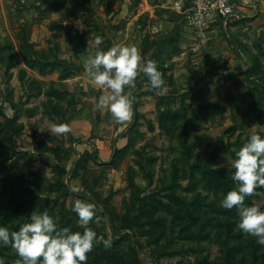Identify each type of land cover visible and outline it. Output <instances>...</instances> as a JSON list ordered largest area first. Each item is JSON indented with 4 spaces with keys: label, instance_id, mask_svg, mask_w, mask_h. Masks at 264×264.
<instances>
[{
    "label": "rangeland",
    "instance_id": "1",
    "mask_svg": "<svg viewBox=\"0 0 264 264\" xmlns=\"http://www.w3.org/2000/svg\"><path fill=\"white\" fill-rule=\"evenodd\" d=\"M81 5L0 0V224L18 229L47 209L60 228L83 232L72 210L80 198L102 218L87 226L107 253L101 264H264V244L238 227L235 206L221 204L238 184L231 161L251 126L264 134V17L204 31L184 16L175 25L153 20L165 34L145 32L143 44L133 31L128 44L157 62L165 91L140 72L125 86L132 118L119 121L97 107L106 89L85 71L95 37L107 35L92 18L83 23ZM141 10L133 0L112 25ZM61 122L71 130L53 131ZM253 203L264 207V185L246 196ZM0 257L19 258L10 245Z\"/></svg>",
    "mask_w": 264,
    "mask_h": 264
},
{
    "label": "clouds",
    "instance_id": "2",
    "mask_svg": "<svg viewBox=\"0 0 264 264\" xmlns=\"http://www.w3.org/2000/svg\"><path fill=\"white\" fill-rule=\"evenodd\" d=\"M103 36L95 37V44L101 45ZM85 71L90 80L106 91L99 95L97 107L108 108L119 121L132 118V100L125 92V86H135L140 72L147 75L151 86L164 94V79L154 59H145L135 44L114 43L110 48L97 47L91 50L85 61ZM258 124L246 142L236 151L231 161L233 179L237 186L229 190L221 201L223 207L238 210V227L255 236L264 244V207L259 204H245L246 196L257 186L264 185V134L256 131ZM262 126V125H261ZM52 130L64 133L71 130L67 122L53 123ZM220 167L222 165H216ZM72 210L78 215V223L84 231H72L69 226L60 228L59 217L47 209L33 210L30 217L18 229L10 230L0 224V245H10L18 254L15 264H85L88 253L97 240V232L87 227L93 218L99 222L97 204L91 200L76 198ZM105 247H111L112 240H103ZM0 264L5 258L0 257Z\"/></svg>",
    "mask_w": 264,
    "mask_h": 264
},
{
    "label": "crops",
    "instance_id": "3",
    "mask_svg": "<svg viewBox=\"0 0 264 264\" xmlns=\"http://www.w3.org/2000/svg\"><path fill=\"white\" fill-rule=\"evenodd\" d=\"M132 1L133 0H81L82 11L80 15L84 16L82 18L84 19L83 23H85V20H91L92 18L94 22L91 21L90 25L95 27V29L98 31H105L107 35V38H104L101 45H96L94 42V46L110 48L114 43L117 42L128 44L130 41L128 40V38L135 30L138 33L136 40L137 44H143L144 39L146 38V33H149L151 35L154 34V36L157 37L165 34L163 33L162 28L159 25H154V22H158L157 24L163 22L175 25L176 23L178 24L180 18L184 16L182 13L183 10L177 7L175 4L179 2L182 5L186 0H135V3H137L138 6H142L143 10H141L139 13H135V15L127 19L124 17L125 22H120L118 26H113L115 24L112 17L117 13V11L120 10V8L125 10L126 7L131 8ZM254 1L258 4H251ZM236 2L240 6V10L244 12L243 14L245 16L254 18L255 20L264 17V0H236ZM123 13H125L124 10ZM144 16L146 18L148 17L147 25L145 22V27L137 23V19ZM146 18L144 20H146ZM101 23H108V27H101ZM111 31H117L118 35L111 34ZM82 46H85V42L82 43ZM79 79L80 76H74V78H64V80L69 83H75V81H79ZM77 92H80V90ZM84 121H86V123H93V121H91L89 118H87L86 120L84 119ZM73 126L78 125L75 124ZM79 129L80 128L76 127L73 128V134L80 133Z\"/></svg>",
    "mask_w": 264,
    "mask_h": 264
},
{
    "label": "built area",
    "instance_id": "4",
    "mask_svg": "<svg viewBox=\"0 0 264 264\" xmlns=\"http://www.w3.org/2000/svg\"><path fill=\"white\" fill-rule=\"evenodd\" d=\"M177 7L183 10L187 24L196 30H206L209 27L243 21L245 16L236 0H186Z\"/></svg>",
    "mask_w": 264,
    "mask_h": 264
},
{
    "label": "trees",
    "instance_id": "5",
    "mask_svg": "<svg viewBox=\"0 0 264 264\" xmlns=\"http://www.w3.org/2000/svg\"><path fill=\"white\" fill-rule=\"evenodd\" d=\"M106 254L107 253H105L104 246L94 245L91 255H88L91 256V259L88 260L89 261L88 263L91 262V264H101L99 260L102 259L103 257H106Z\"/></svg>",
    "mask_w": 264,
    "mask_h": 264
},
{
    "label": "water",
    "instance_id": "6",
    "mask_svg": "<svg viewBox=\"0 0 264 264\" xmlns=\"http://www.w3.org/2000/svg\"><path fill=\"white\" fill-rule=\"evenodd\" d=\"M49 163H53V160L50 157L46 158Z\"/></svg>",
    "mask_w": 264,
    "mask_h": 264
}]
</instances>
